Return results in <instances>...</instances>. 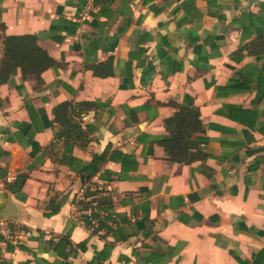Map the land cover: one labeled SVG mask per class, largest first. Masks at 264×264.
Segmentation results:
<instances>
[{"label":"crops","instance_id":"0c3cea01","mask_svg":"<svg viewBox=\"0 0 264 264\" xmlns=\"http://www.w3.org/2000/svg\"><path fill=\"white\" fill-rule=\"evenodd\" d=\"M83 5L0 0V59L29 35L55 63L0 82V264H264V0ZM187 98L194 160L169 163L163 120ZM80 102L99 107L62 130L53 110ZM86 186L110 201L95 232L74 204Z\"/></svg>","mask_w":264,"mask_h":264},{"label":"trees","instance_id":"16d2710c","mask_svg":"<svg viewBox=\"0 0 264 264\" xmlns=\"http://www.w3.org/2000/svg\"><path fill=\"white\" fill-rule=\"evenodd\" d=\"M1 44L0 82H3L9 72L15 67L20 68L23 73L32 74L36 81L39 82L40 74L46 69L55 66V63L47 54L36 45V38L34 36L3 37ZM91 71L95 77L105 75L101 74L96 67H92ZM173 106L176 111L169 118L163 120V128L168 134V138L158 141L157 144L162 148L167 162L186 165L194 160V157L184 153L183 143L193 134L201 131V125L198 119L199 114L188 98L183 105ZM97 107H99V104L94 102L62 103L53 110L55 123H57L62 130H65L67 127L76 128L77 125L70 124V118L74 114L88 112ZM59 134L58 136H63L66 132L63 133L61 131ZM103 162V155L92 156L91 160L78 171L83 184H87L92 176L98 172ZM82 196L84 199L90 198V202H76V205H78L80 209H85L92 202L95 203V211L92 213V216L96 217L98 212L104 214V217L98 220L97 227L94 228L92 232L104 228L106 222L112 220L108 196L102 191L90 190L87 186ZM82 219L84 220L85 226H88L89 222L85 218Z\"/></svg>","mask_w":264,"mask_h":264},{"label":"built area","instance_id":"2783aa9c","mask_svg":"<svg viewBox=\"0 0 264 264\" xmlns=\"http://www.w3.org/2000/svg\"><path fill=\"white\" fill-rule=\"evenodd\" d=\"M83 1H84V5H83L82 11H81L82 12V16L85 15L86 10L92 4L93 0H83ZM84 189L85 188H83L80 191L79 195L77 196L76 201H75V205H76V202H78V201H80V202H82V201H84V202H90V198H87V199L85 198L84 199L83 196H82L83 195L82 192H83ZM94 211H95V203H92L91 202L88 207H86L85 209H82V211L80 212V216L82 218H85L89 222L88 226H85L84 220L81 219L83 226L89 232H92L93 229L97 227L98 220H101L104 217V214L102 212H98L97 216L96 217H93L92 216V213Z\"/></svg>","mask_w":264,"mask_h":264},{"label":"water","instance_id":"95a60500","mask_svg":"<svg viewBox=\"0 0 264 264\" xmlns=\"http://www.w3.org/2000/svg\"><path fill=\"white\" fill-rule=\"evenodd\" d=\"M5 214H6L5 212H2L1 215H0V219L3 218V216H4Z\"/></svg>","mask_w":264,"mask_h":264}]
</instances>
